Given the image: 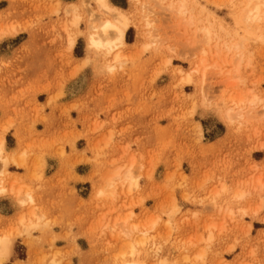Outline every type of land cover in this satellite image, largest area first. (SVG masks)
I'll list each match as a JSON object with an SVG mask.
<instances>
[{"label": "rangeland", "instance_id": "1", "mask_svg": "<svg viewBox=\"0 0 264 264\" xmlns=\"http://www.w3.org/2000/svg\"><path fill=\"white\" fill-rule=\"evenodd\" d=\"M164 1L109 0L134 22L110 74L95 0H0V196L35 201L6 264H264V15Z\"/></svg>", "mask_w": 264, "mask_h": 264}, {"label": "bare ground", "instance_id": "2", "mask_svg": "<svg viewBox=\"0 0 264 264\" xmlns=\"http://www.w3.org/2000/svg\"><path fill=\"white\" fill-rule=\"evenodd\" d=\"M98 6V9L103 11L104 16H100L94 11H91L90 13V24H88L89 27V37H88V46L91 49L92 41L96 40L99 41L104 47L96 48L98 52H101V49H104L106 51L105 53L102 52L103 55H109L112 54V57L110 61H107L106 59V66H117L120 63L123 58L125 57V46L127 45L125 40V32L127 28L130 26L131 23H134L132 19H130L127 11L121 9L118 6L112 5L109 0H95ZM160 5L166 6L164 0H159ZM248 2L249 6H252L251 8L248 7L245 12V17L247 20H255L260 19L264 15V9L262 8V5H264V0H249ZM169 6H171L169 4ZM181 12V10H179ZM99 16V17H98ZM96 20H99V24L96 23ZM80 21V16L75 15L73 18V24H78ZM146 24L150 25L151 20L149 18H146ZM108 25L109 27H105ZM208 37H210V30H205ZM73 41H71L72 43ZM149 43L146 45L148 46ZM90 54L85 56L83 60L85 62H88L90 60ZM118 57V59H117ZM0 142H3L2 140ZM11 157L5 155L4 147L3 151L0 152V163L3 166H7L8 162L10 161ZM19 162V161H18ZM5 181H3V178H0V193H5L7 191H13V186L10 184H3ZM28 194H31L30 191L26 193V196L19 198L21 200L27 201ZM32 195V194H31ZM13 242L14 239L11 236H0V259L7 260L9 258V253H13ZM11 256V255H10ZM53 264V263H52ZM128 264H134L133 262H130Z\"/></svg>", "mask_w": 264, "mask_h": 264}, {"label": "crops", "instance_id": "3", "mask_svg": "<svg viewBox=\"0 0 264 264\" xmlns=\"http://www.w3.org/2000/svg\"><path fill=\"white\" fill-rule=\"evenodd\" d=\"M16 170H11L14 173L19 172L18 168ZM21 212V206L18 203L17 199L10 195H2L0 196V220L8 223L11 220L15 221V217Z\"/></svg>", "mask_w": 264, "mask_h": 264}, {"label": "clouds", "instance_id": "4", "mask_svg": "<svg viewBox=\"0 0 264 264\" xmlns=\"http://www.w3.org/2000/svg\"><path fill=\"white\" fill-rule=\"evenodd\" d=\"M105 27H109V26L106 25ZM73 46H74V45H73ZM92 46H93V47H96V48L104 47V45H102L99 41H96V40L92 41ZM146 50H147V49H146ZM117 59H118V57H117ZM120 70H123V69L121 68ZM107 71H108V73H110V74H114V73L117 71V68H116L115 66H109V67L107 68ZM202 134H203V133H201V135H202ZM3 146H4L3 142H0V152L3 151ZM137 183H138V181H137ZM102 194H103V193H100V195H102ZM240 198L243 199V198H244L243 195H241ZM19 203H20L21 206H25L26 203H32V204H34L35 201H34L33 196H32L31 194H28V196H27V201H25V200H21ZM10 255H11V254L9 253V258H10ZM0 264H6V261L3 260V259H0Z\"/></svg>", "mask_w": 264, "mask_h": 264}]
</instances>
